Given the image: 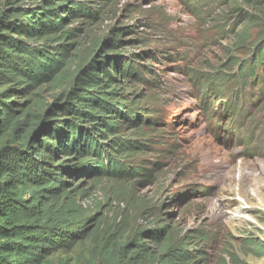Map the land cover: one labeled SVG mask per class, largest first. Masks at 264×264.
Masks as SVG:
<instances>
[{
	"label": "rangeland",
	"instance_id": "obj_1",
	"mask_svg": "<svg viewBox=\"0 0 264 264\" xmlns=\"http://www.w3.org/2000/svg\"><path fill=\"white\" fill-rule=\"evenodd\" d=\"M85 1L95 16L63 10L56 20L64 19V28L51 41L23 38L31 48L59 54L63 64L48 82L31 81L33 88L25 90L16 76L0 75V90L15 91L9 98L37 107L52 104L96 57L134 60L140 72L126 79L120 64L109 63L124 104L145 122L120 132L136 150L109 149L134 167L135 176H64L68 190L84 188L74 198L85 215L95 217L92 229L99 235L62 257L89 254L103 238L122 246L138 236L156 259L171 238L194 251L195 262L172 259L176 263L264 264L246 246L264 241V72L254 60L264 18L244 0L237 4L248 13L246 21L222 7L225 0ZM40 5L46 6L43 0H0V19L4 12L13 20L14 13ZM237 97L248 116L244 128L224 114ZM144 168L156 170L152 181L137 174ZM163 229L161 242L149 235Z\"/></svg>",
	"mask_w": 264,
	"mask_h": 264
},
{
	"label": "trees",
	"instance_id": "obj_2",
	"mask_svg": "<svg viewBox=\"0 0 264 264\" xmlns=\"http://www.w3.org/2000/svg\"><path fill=\"white\" fill-rule=\"evenodd\" d=\"M57 1L43 0L46 6L24 8L14 13L13 20L4 12L0 19V75L16 76L25 90L33 88L31 81L37 85L48 82L63 63L55 57L58 53L31 48L23 38L51 41L64 28V19L56 20L63 10L74 15L95 16L85 0ZM225 1L222 7L230 6L231 13H239L243 21L249 20L237 0ZM244 1L250 10L264 18V0ZM64 48L67 51V47ZM254 60L255 66L264 72V38L256 46ZM132 62L134 60L92 59L78 70L69 88L48 106L29 107V102L9 98L15 92L13 89L0 90V264H156L158 260L163 264H180L172 259L194 261V251L184 242L171 238L166 239L156 259L148 246L139 242L138 236L132 238L135 244L132 251L129 250L132 244L120 246L103 238L99 247L93 246L89 254L79 258L62 257L82 243L81 246L87 247V241L99 235L98 229H92L95 217L85 215L74 198L83 193L84 188L78 185L68 190L64 176L86 179L94 173L98 177L119 179L135 176L134 167L118 161L109 150L121 154L136 150L137 146L120 132L145 123L139 111L127 105L128 102L124 104L127 98L115 86L117 78L110 73L109 63L115 68L120 64L119 69L126 79H134L140 72ZM241 64L242 71H247L244 61ZM262 79L264 84V76ZM23 88L16 93L21 94ZM240 102L237 97L232 110L224 114L244 128L248 116L244 115ZM145 171L137 174L152 181L156 170ZM79 182L82 184L84 180ZM164 231L166 229L154 230L149 235L161 242ZM246 246L251 254L264 257L261 239L250 240Z\"/></svg>",
	"mask_w": 264,
	"mask_h": 264
}]
</instances>
